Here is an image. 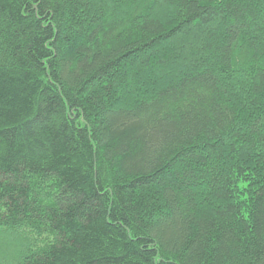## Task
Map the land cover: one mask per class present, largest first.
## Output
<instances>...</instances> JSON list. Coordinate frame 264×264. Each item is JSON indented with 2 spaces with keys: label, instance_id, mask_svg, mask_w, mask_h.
<instances>
[{
  "label": "trees",
  "instance_id": "1",
  "mask_svg": "<svg viewBox=\"0 0 264 264\" xmlns=\"http://www.w3.org/2000/svg\"><path fill=\"white\" fill-rule=\"evenodd\" d=\"M0 264H264V0H0Z\"/></svg>",
  "mask_w": 264,
  "mask_h": 264
}]
</instances>
